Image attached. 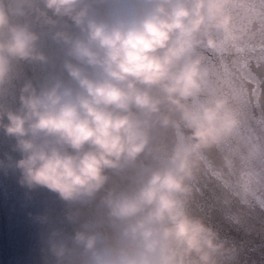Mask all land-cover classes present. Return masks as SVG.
<instances>
[{
    "label": "clouds",
    "instance_id": "clouds-1",
    "mask_svg": "<svg viewBox=\"0 0 264 264\" xmlns=\"http://www.w3.org/2000/svg\"><path fill=\"white\" fill-rule=\"evenodd\" d=\"M250 17L261 0H0V173L65 206L33 217L43 264H239L193 206L239 228L264 208V115L221 75Z\"/></svg>",
    "mask_w": 264,
    "mask_h": 264
},
{
    "label": "water",
    "instance_id": "water-1",
    "mask_svg": "<svg viewBox=\"0 0 264 264\" xmlns=\"http://www.w3.org/2000/svg\"><path fill=\"white\" fill-rule=\"evenodd\" d=\"M249 22L245 38L226 54L221 75L244 111L248 112L254 101L259 117L264 115V19L250 17ZM11 143L0 133V155L9 150ZM16 179L14 174L0 173V264H43L47 229L33 217L47 211L53 221H59L65 206L45 190L28 193ZM193 209L222 237L242 248L239 264H264V208L254 206L244 228L227 221L223 207L207 191Z\"/></svg>",
    "mask_w": 264,
    "mask_h": 264
}]
</instances>
